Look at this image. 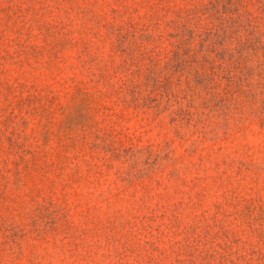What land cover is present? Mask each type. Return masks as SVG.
I'll return each mask as SVG.
<instances>
[{"label":"rangeland","instance_id":"rangeland-1","mask_svg":"<svg viewBox=\"0 0 264 264\" xmlns=\"http://www.w3.org/2000/svg\"><path fill=\"white\" fill-rule=\"evenodd\" d=\"M0 264H264V0H0Z\"/></svg>","mask_w":264,"mask_h":264}]
</instances>
